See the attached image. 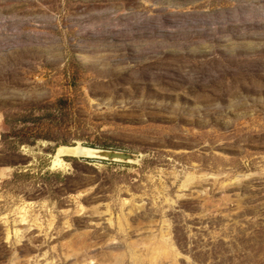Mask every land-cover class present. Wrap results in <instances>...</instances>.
Listing matches in <instances>:
<instances>
[{"label":"rangeland","instance_id":"obj_1","mask_svg":"<svg viewBox=\"0 0 264 264\" xmlns=\"http://www.w3.org/2000/svg\"><path fill=\"white\" fill-rule=\"evenodd\" d=\"M0 264H264V0H0Z\"/></svg>","mask_w":264,"mask_h":264},{"label":"water","instance_id":"obj_2","mask_svg":"<svg viewBox=\"0 0 264 264\" xmlns=\"http://www.w3.org/2000/svg\"><path fill=\"white\" fill-rule=\"evenodd\" d=\"M84 148L96 151L95 155H82L79 158L85 159H94V160H104V161H111V162H118V163H138L139 155L133 152L120 150V149H112V148H101V147H94V146H87L83 145ZM59 151L56 152L58 155ZM64 156H74V155H64ZM78 157V156H74Z\"/></svg>","mask_w":264,"mask_h":264},{"label":"bare ground","instance_id":"obj_3","mask_svg":"<svg viewBox=\"0 0 264 264\" xmlns=\"http://www.w3.org/2000/svg\"><path fill=\"white\" fill-rule=\"evenodd\" d=\"M57 150L59 151L58 155L55 157H52V167L54 169L60 168V167L62 168V166L64 164V160L62 159V157L64 155H74V156L80 157V156L85 155V154L95 155L97 153L96 151L84 148L83 144H81L80 142L75 143L74 145H71V146L61 145ZM239 177H243V175H239ZM153 258L157 259L158 255L154 256Z\"/></svg>","mask_w":264,"mask_h":264}]
</instances>
